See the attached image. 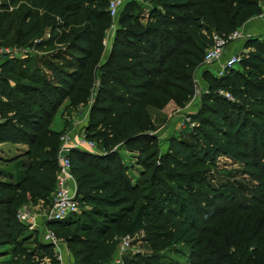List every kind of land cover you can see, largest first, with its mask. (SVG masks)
<instances>
[{"label":"trees","instance_id":"16d2710c","mask_svg":"<svg viewBox=\"0 0 264 264\" xmlns=\"http://www.w3.org/2000/svg\"><path fill=\"white\" fill-rule=\"evenodd\" d=\"M19 1L0 0L3 42L10 9ZM262 2L133 0L125 5L87 129V138L110 154L71 152L83 213L46 224L57 235L75 228L67 240L73 264H109L117 239L139 230L154 252L137 254L136 264H162L160 253L168 243L185 248L181 255L187 264H264V37L245 43L249 51L239 70H226L221 78L204 72L209 94L199 114L191 116L199 126L187 139L170 138L159 165L156 152L147 154L139 163L145 169L141 180L133 183L112 152L124 142L130 152L148 153L157 139L149 133L154 130L149 109L161 111L171 101L184 107L193 93L194 72L213 46L212 35L234 33L249 11L260 16ZM33 5L42 16L24 10L17 18L22 46L40 40L37 49L57 43L66 50L1 63L0 145L25 150L5 160L17 163L18 174L0 171V233L2 244L12 247L11 264H61L56 247L34 240L17 215L29 204L52 205L62 134L51 124L64 101L73 108L89 103L95 87L89 73L111 17L108 0H33ZM220 157L239 161L257 181L248 205L237 188L208 183Z\"/></svg>","mask_w":264,"mask_h":264},{"label":"rangeland","instance_id":"374dc122","mask_svg":"<svg viewBox=\"0 0 264 264\" xmlns=\"http://www.w3.org/2000/svg\"><path fill=\"white\" fill-rule=\"evenodd\" d=\"M1 1L9 2L10 0ZM128 2L130 1L126 0L124 2L125 5ZM261 4L264 5L263 2ZM24 10H34L36 13H39V16H42L40 15L42 14L41 11L33 5V0H20L18 4H16L13 8L10 9V11H13V16L10 18L9 25L7 28V37L5 39L6 41L3 42L2 40V42L5 43L3 45L7 48L12 50H18L20 55L16 60H26L32 56H52L57 53L59 54L60 51L64 52L66 50V46L59 45L57 43L54 44L53 47L47 48L46 50L37 49L36 46L40 45V40L35 41V43L30 46H22L21 42L19 41L17 18L18 15L24 12ZM79 20L83 21V18H80ZM258 20H260L259 16H255L253 14V11L247 12L246 21L241 25L238 31L244 32L246 36H249L248 40L255 38L263 39L264 35H257V33L259 32L257 28H252L254 27L253 24ZM118 21L119 20L116 21V25H113L115 21L112 19L110 20L111 23L109 27L105 29L103 35L104 38L102 42V49L100 50V53H98V56L95 58V61L92 64L89 75L91 74L92 76H94L95 87L93 89V93L91 95L89 103L84 106L73 108L70 103L71 101H64L52 121L51 129L62 134V136L70 135L73 137V140H76L78 138H87V129L90 127L92 121V107L96 102L98 92L100 90L101 69L109 60L117 31V29L115 28H118ZM82 27L83 26L79 27V29ZM262 27L263 26L260 25L259 28ZM76 30H78V27H76ZM49 38L50 30L46 29L43 39L48 40ZM248 40L244 42V46ZM248 51L249 50H246V53L244 54H247ZM5 59L6 58H3L0 61V74L1 63ZM239 69L240 67L237 70ZM206 70H208V68L203 65L201 68L194 72L192 80L193 93L190 100L184 107H178L174 101H171L161 111L155 108L149 109L148 119H150L152 125H154V130L150 131L149 133L155 135L157 139L155 143L149 148L148 153L142 154L138 150L135 152H130L126 149L124 142H121L113 148L112 152L118 153L122 162H124L125 166L128 168V176L133 183H136L137 181L141 180V174L145 171V169L139 163L142 162L143 159H145L147 154L156 152V157L158 156L156 159L158 162L159 157L169 151L170 138L178 137L180 139H187L189 136H191V134L194 133L195 128L191 126V123L189 121L191 120V116L199 114L204 104L203 102L206 101V95L209 94L208 80L203 77V74ZM223 93L229 94L227 92ZM196 124L197 126H199L198 122H196ZM99 129L104 130V127L101 126L99 127ZM86 140L89 141L88 138ZM95 143L96 149L87 150V152L93 154H104V151H102V148L100 147L99 141H96ZM9 146H11V148L13 149H9L6 151L3 148L2 150H0V158L4 160H9L15 157L16 155L20 154V152H22L23 150H17L16 146L14 145ZM107 154L110 153H106V155ZM1 163V171L14 170L15 174H18V170L15 168L17 163L14 162L13 164H8V162L4 161ZM207 180L209 184L216 188L221 187L223 184L231 185L237 188L240 193L241 202H243L245 205H248L250 203L252 191L256 188L258 184L254 177H252L245 171L244 165L242 163L229 157H220L217 159L215 167L209 170ZM28 206V210L32 213L35 218H38V215H42L43 217V223L41 227L38 226L36 230L29 231L30 234L36 236L34 240L43 241L44 234L49 231L55 234L53 230L49 229L46 226V224L49 222L48 219L52 205L44 207L43 203H41L38 205L29 204ZM82 211L83 210L80 207V211L73 214V216L78 215L79 217L83 213ZM38 229L39 231H37ZM74 230L75 228L71 231H66L65 233H59L58 235L55 234V236L59 240L56 252L61 264H73L71 253L67 248V240L69 237L72 236ZM1 236L2 234L0 233V264H11L12 247L9 245L2 244L3 237ZM128 237H130L132 241V248L126 253V261L127 263L129 262L128 264H136L137 254H151L154 252L151 247L146 243V241H144L145 234L141 230L135 232L132 235H129ZM184 249L185 248L181 245L175 246L172 243H168L167 247L164 248V250H159L161 251V256H163V259L161 260L162 264H187L186 257H183L181 255V253L185 252ZM114 257H117V251L113 256L112 261Z\"/></svg>","mask_w":264,"mask_h":264},{"label":"built area","instance_id":"2783aa9c","mask_svg":"<svg viewBox=\"0 0 264 264\" xmlns=\"http://www.w3.org/2000/svg\"><path fill=\"white\" fill-rule=\"evenodd\" d=\"M125 0H108V10L110 17L116 21L119 20L122 9L125 5ZM262 14L259 18L264 23V5L261 6ZM117 29V27L115 28ZM249 36H246L244 32L235 31L234 33L228 36H221L214 33L212 35L213 46L208 48L205 53L203 65L208 68L210 72L214 74L215 77L221 78L226 70L238 69L241 65V62L244 58V49L241 52H235L231 55H228V49L233 44L244 43L248 40ZM20 53L18 50H12L3 45L2 38L0 36V61L3 58H8L11 60H16L19 57ZM227 99L233 100L231 95L224 94ZM193 128L197 127V124L192 121H189ZM87 138H78L73 140V137L70 135L62 136L61 146L58 153V163H59V172L57 178L56 192L54 194V199L52 202V208L49 214V222H61L69 218L71 215L80 211V203L78 201L77 194V185L72 174V166L70 161V154L73 150L87 151L95 150L96 143L93 141L86 140ZM106 155V153H104ZM28 205L22 207L17 215L18 220L29 226L30 230H36L37 224L35 217L28 210ZM44 242L54 245L58 248L59 240L55 234L51 231L44 234ZM117 257H114L113 261L109 264H127L126 253L132 248V241L130 237H124L117 239ZM59 259V258H58Z\"/></svg>","mask_w":264,"mask_h":264},{"label":"crops","instance_id":"0c3cea01","mask_svg":"<svg viewBox=\"0 0 264 264\" xmlns=\"http://www.w3.org/2000/svg\"><path fill=\"white\" fill-rule=\"evenodd\" d=\"M126 1V0H125ZM129 1H133V0H129ZM261 20V19H260ZM260 20H258L257 22H255L253 25H254V27H252V28H257V30L259 31L258 33H257V35H264V23H263V21H262V23H261V21ZM260 25H262L263 27L262 28H259L260 27ZM242 49H244V43L242 42V47H241V43H239V46L237 45V44H233L232 46H230V48L228 49V52H227V54L228 55H231V54H233V53H235V52H241L242 51ZM0 121H1V119H0ZM5 149L6 151L7 150H9V149H13V148H11V146H9V145H0V150H2V149ZM16 148H17V150L18 149H23V150H25V147H22V146H16ZM5 162V160L4 159H2V158H0V164H2L1 162ZM1 171V170H0ZM41 206V205H40ZM43 217H42V215H38V218H35V220H36V224H37V227L39 226V227H41V225H42V223H43ZM37 231H39V229L37 230ZM71 262V261H70ZM72 264V263H71Z\"/></svg>","mask_w":264,"mask_h":264},{"label":"water","instance_id":"95a60500","mask_svg":"<svg viewBox=\"0 0 264 264\" xmlns=\"http://www.w3.org/2000/svg\"><path fill=\"white\" fill-rule=\"evenodd\" d=\"M72 262H73V260H72Z\"/></svg>","mask_w":264,"mask_h":264}]
</instances>
